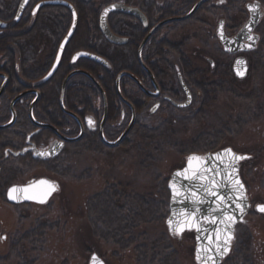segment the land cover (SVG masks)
<instances>
[{
  "label": "rangeland",
  "instance_id": "1",
  "mask_svg": "<svg viewBox=\"0 0 264 264\" xmlns=\"http://www.w3.org/2000/svg\"><path fill=\"white\" fill-rule=\"evenodd\" d=\"M178 1L156 0V4H177ZM245 1L248 0L239 1L230 13L232 25L235 21H237L236 23L240 22L244 17L241 13H244ZM133 5H135L134 2ZM217 15L218 13L202 14L199 17L200 22L192 20L184 23H180L183 20L168 22L164 24L165 27L159 35L166 38L165 41L171 44L183 42L184 50L190 56L192 53H196L197 59L199 56H208L216 63H223L224 60L219 55L220 50L210 29L215 26ZM159 17H162L163 21L181 18L180 12L175 7H172L170 13L163 16L159 15ZM259 33L261 36L260 44L263 45L262 47L259 45L258 48L261 60L255 58L254 55L248 57L249 65L255 61L258 62L255 63L256 69L250 73V81L245 85L234 87L238 94H246L253 86V79L261 88V96H264V22ZM12 53L16 56V62H19L17 50L13 48ZM168 60L177 63L176 54H171ZM215 75L216 72L214 75L207 72L205 77L211 81L216 77ZM17 76V79L25 86L30 87L37 83L25 80L18 73ZM211 97L213 96L211 95ZM199 102L200 97L195 100V105L191 109L184 112H173L176 119L172 129L177 131V138L184 144H188L196 138L204 141L209 134L222 133V135L219 134L222 138L223 131L221 130L224 127L230 129L229 132H224L226 138L219 144V149L228 147L237 154L250 155L249 164L241 166V178L252 202L250 212H253V206L264 203V189L262 188L264 185V116L255 113L254 116L249 117L246 110L247 105L227 93L216 97L204 109L205 113H202L204 110L201 111L200 108L202 107ZM198 109H200L198 123L182 125L178 122L179 118L196 113ZM166 116L167 114L160 110L152 117L143 118L138 125L147 129L155 128L167 118ZM14 130L16 131L17 128L13 126L8 136L17 133V136L22 138L32 128H29L22 135ZM238 130L239 132H237ZM21 138L19 137L18 141ZM132 140L134 142L125 143L126 141H124V145L114 150L83 149L80 151L67 147L59 159V164H62L61 167L55 170V173H59V175L51 172V170L36 166H28L22 169L14 167L15 172L11 173L12 170L9 171L7 170L8 167L5 169L6 166H3V171H0L2 174L0 181L3 184V187L0 186V230L7 235V239L12 240L15 232L26 233L33 229L37 222L48 227L42 239V249L40 245L31 247L26 245L27 241L23 242V247L19 253L20 258L14 259L8 264H88L93 254L102 258L105 264H137V256L133 248L122 251L93 237L87 218V200L111 185L120 186V189L128 193L141 196L159 194L157 182L159 180L167 181L172 171L184 165L186 156L167 151L155 169L144 170L139 167L138 162L141 156L135 147L136 142L140 140L138 137ZM15 141L13 139V142ZM42 177L54 181L59 187V192L51 198L48 204L44 206L28 204L13 207L2 200V196H5V192L11 185L24 184L30 179ZM245 223L253 234L250 248L252 261L254 264H264V215H247ZM136 233L139 234L138 239L142 243H145L146 237L149 239L156 238L161 233L169 236L164 222L141 226ZM241 234L242 230L236 231L237 242L233 248L242 239ZM168 241L177 253V264H197L194 260L195 241L193 233L186 232L179 237L171 235L168 237ZM8 248H10V243L7 240L0 247L1 257L7 255Z\"/></svg>",
  "mask_w": 264,
  "mask_h": 264
},
{
  "label": "trees",
  "instance_id": "2",
  "mask_svg": "<svg viewBox=\"0 0 264 264\" xmlns=\"http://www.w3.org/2000/svg\"><path fill=\"white\" fill-rule=\"evenodd\" d=\"M36 1L37 0H34L27 8L19 23L12 22L7 29L0 30L2 32L0 34V71L4 72L10 79L0 102V125H4L10 120L11 100L15 95L24 91L25 88L17 81V73L23 76L25 80L31 82H37L43 78L52 66L58 47L68 32L72 22L71 12L61 6H44L39 9L35 16H32L31 11ZM64 1L73 5L76 10V30L65 48L57 72L48 83L42 86L43 89L41 92L43 96L37 106V110H40L42 113H45L48 108L51 109L56 113L54 118L57 120L61 119L60 117L63 116L58 105L60 87L64 78L70 71L77 69L84 70L91 73L93 76L100 75L102 79H111L113 81L119 73L128 71L129 59L135 54V52L132 53V51L127 48L129 46L120 49L111 46L103 39L99 32L98 19L100 11L103 7L110 4L111 0ZM116 1H122L128 5L134 2L140 9L146 10L150 19L159 16L163 11V9L157 7L156 0H151L149 2H146V0ZM260 1L263 2V0ZM115 18L116 16L114 15L109 17V27L114 33H117L118 31L114 24ZM121 18H124L123 20L121 19L124 24L121 31L126 34H133L131 30H137V33L132 36L134 41L139 42L144 37L145 31L140 26L133 27L129 24L128 17L121 16ZM262 46L263 45L260 44V47ZM13 48L17 50L19 54V62H16V56L12 53ZM79 51L90 52L102 57L110 64L111 69L107 70L101 65L87 59H80L75 65H70V59ZM169 52L176 51L172 48L169 49ZM157 53L158 55L161 54L160 47ZM253 55L255 58L257 57L258 60H261L259 49ZM257 62L258 61H255V63ZM255 63L249 65L248 76L243 81H239L234 77L229 65L217 67V69L214 70L216 72V77L206 83H195L197 78L205 77L203 73L201 75H196L195 71L185 69L183 70V74L188 85L200 93L199 103L202 107L200 108L201 111L206 109L216 97L227 93L247 105L248 109L246 108V110L249 117L254 116L253 114L255 113L264 116V96H261V88L253 79V86L246 94H238V92L234 90L235 86L245 85L250 81V73L253 69H256ZM162 77L164 76L162 75ZM162 77L159 75L157 79L158 83L163 82ZM80 79H84V77L77 76L69 82L71 85L68 87L67 91L72 99L75 95L78 97L81 96L83 90H77L78 86H76V83L80 82ZM111 82L107 85L108 87H112ZM88 92L92 93L90 90ZM211 95L213 97H211ZM29 99V97L24 98L23 105L17 103L14 107L17 113V121L14 127L17 129L20 128V130L22 129V134L33 127L28 116ZM71 108L73 110L74 107L72 106ZM200 109H198L196 113L179 118L178 122L182 125L198 123V112H200ZM41 112L37 113L36 111L34 113L35 120L39 121L43 116ZM202 113H205V110ZM175 119L174 116L168 114L167 118L157 127L148 129L136 123L128 138L125 139V143L129 141L134 142L132 139L135 137L139 138L140 141L135 144L141 156L138 162L139 167L144 170L149 168L155 169L167 151L176 152L181 156L192 153L204 154L215 152L219 149V144L226 138V136L224 137V132L230 131L228 127H224L221 130L223 131L222 138L219 136V134L222 135V133H217L216 135L209 134L204 141L196 138L190 141V143L184 144L177 138V131L172 129L175 124ZM10 129L11 127L0 130V136L7 139L8 142H10L9 140H11V138H14L13 136H8ZM237 132H239V130ZM76 133L77 130L71 128L70 135L74 136ZM8 137H10V139H8ZM22 138V140H24L25 136L23 135ZM70 147L80 151L83 150L81 142L71 144ZM196 147L201 149L198 150ZM250 161L251 160H245L241 166L247 165V163L249 164ZM27 162L28 165H26V160H23V165L26 167L43 166L54 173L55 170L59 169L62 165L59 164V160L52 162V166L48 167L40 163L39 165L35 164L37 162L32 160ZM55 174L59 175V173ZM1 175L2 174H0V177ZM166 184V180H159L157 182V191L159 194L155 193L147 196L128 193L120 189V186L111 185L105 188L101 193L88 198L86 203L87 218L91 226L93 237L111 244L122 251L133 248L137 256V264H177V253L172 249L168 241V237H171V235L167 237L165 234L161 233L156 238L149 239L146 237L145 243H142L138 239L139 234L136 233L141 226L165 221L168 215L169 203V192ZM0 186L3 187L1 181ZM262 188L264 189V185ZM2 200L5 202L4 195L2 196ZM249 215H256V213L250 212ZM46 230H48L46 225L37 222L34 228L26 233L21 234L19 231L15 232L11 240L12 242L10 241L8 253L5 257L0 258V264H8L14 259H19V253L21 247H23V242L25 243L27 241L26 245L31 247L40 245L42 249V239ZM238 230H242L240 236L242 239L239 240L238 245L233 248L231 254L222 264H254L250 252L253 239L252 231L246 223L238 225L236 231L238 232ZM236 242L237 237L235 235L233 244Z\"/></svg>",
  "mask_w": 264,
  "mask_h": 264
},
{
  "label": "flooded vegetation",
  "instance_id": "3",
  "mask_svg": "<svg viewBox=\"0 0 264 264\" xmlns=\"http://www.w3.org/2000/svg\"><path fill=\"white\" fill-rule=\"evenodd\" d=\"M21 1L22 0H0V22L6 24L5 29H7L9 27V24L12 22L19 23L25 11L32 4L34 0H30L28 6L24 10V13L21 19L18 22H16L15 15H16V12L18 10V7ZM43 1H49V0H37L31 11L32 16L36 15L32 13L33 9L40 2H43ZM200 1L202 0H179L177 3L178 5L173 4V3H169L170 5L169 4L167 5H157L156 4V5L158 8L163 9L160 16L170 13V10L172 9V7H175L180 12V17H184ZM239 1L242 2L243 0L242 1L241 0H207L206 2L202 3L198 7V9L194 12V14L191 17L180 22V23H184L190 20L200 22L199 17L202 14L218 13V15L216 16L217 18L215 20L216 24L210 29H211L212 37L217 42L218 48L220 50L219 55L224 60V62L216 63L213 59H211V57H208V56L207 57L199 56V58L197 59L196 53H192L191 56L188 55L186 51L184 50L183 42L177 43V44H171L165 41L166 38H163L162 36L159 35V33L165 27V25L163 27L153 30L156 25H158L160 22L163 21V19H161L162 17L156 16L150 19L148 17L146 10L144 11L140 9L138 6L133 5V4L128 5L122 1L115 0L114 2L123 3L127 6L134 7L140 10L145 16V19L147 22V25L144 26L139 20H137L134 17L126 16V15L119 14V13L112 14L116 16L114 24L116 25L115 27L117 28L118 32L114 33L111 29L110 30L116 36L125 39L126 42L122 45H111V44L110 45L116 47L117 49L129 46L127 48L130 51H132V53L135 52V54L132 55L129 59L128 71H123V72L128 73L131 77L123 76L117 82V77L120 73L112 81L111 79H106V80L102 79V76L100 75L93 76L91 73L87 71L86 72L91 77L84 75V74L82 75L76 74V75L71 76L68 79L65 89H64L62 104H63L64 109L67 112L73 114L78 119V121L74 117L66 114L61 109V106H60L61 90H62L63 82L70 73L74 71H78V69L70 71L67 74V76L64 78L61 84L60 92L58 96V105L60 107V110L63 116H61L60 117L61 119H58V120L54 118L56 113L55 112L53 113V111L49 108L45 111V113L44 112L42 113L40 110L39 111L37 110V106L40 103L41 98L43 96L41 92V90L43 89L42 86L48 83V81L55 75L54 74L46 82L42 81L44 77L48 74L50 69L52 68L54 61L56 59V56L48 72L45 74L43 78L37 81L35 85L28 87V86H25L23 83H21L17 79V81L25 88H24V91L15 95L14 98L11 100V102L17 96H20L23 93L25 94L22 95L15 102L13 106V109L15 112V121L13 125L11 126V128L15 125L17 121V113L14 107L17 103H19L20 105H23V100L26 97L30 98L29 104H28V116H29L30 105L34 103L33 108H32L33 118H34V113L36 111L37 113L41 112V114L43 115L39 119V121L35 120L34 118L35 122L42 124V125H48L51 128H41L39 126L34 125L31 121L32 126H33L32 130L28 132L27 134H25V138L23 141H22L21 136H19L21 139L20 141H18L19 137L17 136L18 135L17 133L13 134V137H14L13 139L16 140L15 142H13L12 138L11 140H9L10 142H8L7 139H4L3 137H1L0 138V171L1 170L3 171V166H6L5 169H7L8 167L9 169L7 170L9 171L12 170L10 171L11 173L15 172L14 167L15 168L17 167L20 169L25 168L26 166L23 165V160H26V163H27L26 165H28L27 161L32 160V161L37 162L35 164H38V165L40 163L41 165H44L47 167L52 166L53 164L52 162L59 160L60 156L63 154V152H65L67 147H70L71 144L78 143V142H81V147L85 150H94V149H103V148L114 150L123 145L125 139L128 138L133 128L135 127L136 123H140L143 118L152 117L160 110H162L167 115L171 114L172 116H174L173 112L175 111L184 112L186 110L191 109L195 105V100L198 97H200V93L196 91V89L189 86L188 83L186 82L184 74H183V70L185 69L195 71L196 75H201L202 73L206 75L207 71H211L209 73H212L214 75V70H216L217 67H223V66L229 65V67L231 68L232 74L234 75L233 66H234L235 60L238 58H244L247 62V66L249 69L248 57L252 56L258 50L259 45H260L261 36H260L259 30L261 29L263 22H264V3L260 0L245 1L244 13L243 12L241 13L244 17L242 18L240 22L236 23L237 21H235L234 25H232L230 13L232 12V10L234 9V7ZM146 2H148V0H146ZM248 3H259L261 6V11L263 13L262 20L260 21V23L256 26V28L253 31V35L258 36L259 38L256 43V48L248 52L239 51L234 54H229L224 50L223 45L219 41L218 32L219 30L222 31L223 35L228 39L234 38L249 19V12L246 7ZM121 16L128 17L129 24H131L133 27L140 26L145 31L144 37L139 42L134 41L133 36H132L135 33H137V30H131V33L133 32V34H126L123 31H121V28L124 25L121 21V19L123 20L124 18H121ZM109 17H108V26H109ZM156 20H159V21H156ZM98 28H99V19H98ZM5 29H0V30H5ZM1 33L2 32L0 31V34ZM148 35L150 36L145 42V44L143 45L140 51V58H139V49L143 41L146 39ZM243 43L246 44L247 42L244 41ZM159 47L161 49V54L158 55L157 50ZM134 48H135V51H134ZM172 48L175 49L176 52H169V49H172ZM63 53H62L61 59L63 57ZM173 53H175L177 56V63L175 62L172 63L168 60L169 56ZM71 60L72 58L70 59V65H75L78 61L77 60L75 64H72ZM201 64L203 65L206 64L207 66L203 67V65ZM102 67H104L107 70L111 69L110 64L108 67H105V66H102ZM205 68H208V69L206 70ZM158 71H159V74H158ZM0 75H1L0 89L2 85L4 84V79H6L7 81L5 84L3 93L0 95V102H1V99L4 96V93L6 91V88L9 84L10 79L2 71H0ZM159 75L161 77L162 75L164 76L162 77L163 82L158 83L157 79ZM2 76L5 78H3ZM77 76L84 77V79H80L79 80L80 82L76 83V86H78L77 90H83V91L81 93V96L78 97L75 95L72 99V97L68 95L67 90H68V87L71 85L69 84L70 80ZM180 79L184 82V84L188 88L190 95H191V101L189 105L186 107H179V105H183V103H185L186 101V94L184 93V90L180 84ZM110 82L112 83V87L107 86L108 84H110ZM203 82L206 83L210 81L207 80L206 77H203L201 79L197 78L195 80V83H203ZM89 90L92 91V93H89L88 92ZM70 102H71V105L74 107L73 110L71 108L72 106L70 105ZM132 119H134V122L129 132L117 146L110 147L104 143V141H106L107 143H113L117 141L120 138V136L124 133V131L129 127ZM89 120L92 121L91 124L89 123ZM71 128H75V130H77V133L74 136L70 135ZM21 130L20 128H18L15 132H18L20 133V135H22ZM79 135H81L79 140L75 142H65L63 151L56 158H50L46 160L35 159L33 156L34 155L33 152L29 150L30 148H32L36 150L46 151L50 148V146L54 142H62L63 141L62 138L74 139V138H77ZM8 139H10V137H8ZM205 154L206 153L198 154V155L204 156ZM188 156L190 155H186L185 161ZM43 168L46 169L45 167ZM240 174H241V169H240ZM42 178H39V179H42ZM39 179H30L24 184H16V185L17 186L26 185L32 180H39ZM43 179H47V178H43ZM11 186H14V185H11ZM56 186L58 188V191H57L58 193L59 187L58 185ZM245 188H246V185H245ZM6 193L7 191L5 192V195ZM247 197H248L251 209H252V202H251L248 190H247ZM21 205H27V204H21ZM21 205H18V206H21ZM18 206H13V207H18ZM255 206H253V209H255ZM253 212L255 213V210ZM7 240L10 243L11 239H7V235H5L0 230V247L1 245H4ZM0 258H3V257L0 256Z\"/></svg>",
  "mask_w": 264,
  "mask_h": 264
},
{
  "label": "water",
  "instance_id": "4",
  "mask_svg": "<svg viewBox=\"0 0 264 264\" xmlns=\"http://www.w3.org/2000/svg\"><path fill=\"white\" fill-rule=\"evenodd\" d=\"M206 1L207 0H202L197 3L184 17L160 22L153 30L168 22L184 20L191 17L198 7ZM29 2L30 0L21 1L15 15L16 22L21 19ZM43 6H61L68 9L72 15L71 26L58 48L54 64L48 74L42 80L43 82H46L55 74L59 66L62 53L75 33L77 25V13L75 8L70 3L63 0H49L40 2L33 9L32 13L35 15ZM246 7L249 12V19L234 38L228 39L223 35L222 31L219 30L218 32L219 41L223 45L224 50L229 54H234L239 51L248 52L256 48V43L259 38L258 36L253 35V31L262 20L263 13L259 3H248ZM115 13L134 17L144 26L147 25L145 16L137 8L127 6L123 3H111L101 11L99 16L100 33L106 42L111 45H122L126 42L125 39L113 34L108 26V17ZM5 28L6 24L0 22V29ZM149 36L150 35L146 37L139 49V58L140 51ZM244 41L247 43L244 44ZM79 59H87L105 67L109 66L105 59L86 51H80L76 53L72 57L71 63L75 64ZM233 73L238 80L242 81L246 79L248 75V66L244 58H238L235 60ZM76 74H84L91 77L87 72L79 70L70 73L63 82L60 99L61 109L66 114L74 117L75 119L77 118L73 114L67 112L64 109L62 100L65 85L68 79ZM123 76L131 77L126 72L120 73L117 77V82ZM6 82V79H4V84L0 89V95L3 93ZM180 84L184 90V93L186 94V101L183 103V105H179V107H186L191 101V95L188 88L181 79ZM24 94L25 93L17 96L11 102V120L9 123L1 125L0 130L7 129L13 125L15 121V112L13 110V106L15 102ZM33 104L34 103H32L29 108V118L31 119L32 123L41 128H51L48 125H42L35 122L32 115ZM133 122L134 119H132L129 127L124 131L117 141L113 143H107L103 140L104 143L110 147L117 146L129 132ZM80 136L81 135L74 139L62 138V142H54L46 151L32 148L29 150L33 152L35 159L46 160L50 158H56L63 151L65 142H75L79 140ZM41 153H43V155H41ZM246 158L247 155L237 154L231 148L220 149L204 156L192 154L187 157L182 168L174 170L169 176L167 181V189L169 191V213L165 220V226L168 234L176 235L178 237L182 236L186 232L194 233V259L198 264H221L231 252L235 228L239 223L243 222L244 217L250 208V203L247 199L246 188L239 174V164ZM42 180L48 181L49 183L40 184L39 182ZM51 186H55L54 191H49ZM13 188L18 190L26 189V191L14 192L12 193V198H10L9 191ZM57 191V186L51 180L42 178L39 180H32L26 185L11 186L7 190L6 200L11 205H20L24 203L45 205ZM221 197L223 199H221ZM259 206H264V204H257L255 206V212L264 215V211L258 210ZM229 217H231V219H229ZM93 258H95V261ZM88 264L105 263L99 256L93 254L90 257Z\"/></svg>",
  "mask_w": 264,
  "mask_h": 264
},
{
  "label": "snow or ice",
  "instance_id": "5",
  "mask_svg": "<svg viewBox=\"0 0 264 264\" xmlns=\"http://www.w3.org/2000/svg\"><path fill=\"white\" fill-rule=\"evenodd\" d=\"M238 63H240V62H238ZM89 123L91 124L92 123V121L91 120H89ZM41 155H43V153H41ZM40 184H48L49 182L48 181H40L39 182ZM55 190V186H51L50 188H49V191H54ZM17 191H26V189H20V190H18V189H16V188H13V189H11L10 191H9V197L10 198H12V193H14V192H17ZM221 199H223L222 197H221ZM258 210H260V211H264V206H259L258 207ZM229 219H231V217H229ZM197 230H199V229H197ZM93 260L95 261V258H93Z\"/></svg>",
  "mask_w": 264,
  "mask_h": 264
}]
</instances>
